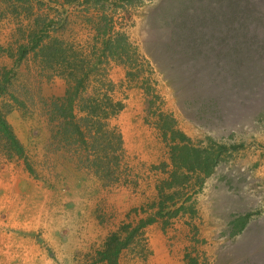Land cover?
<instances>
[{
    "label": "rangeland",
    "instance_id": "374dc122",
    "mask_svg": "<svg viewBox=\"0 0 264 264\" xmlns=\"http://www.w3.org/2000/svg\"><path fill=\"white\" fill-rule=\"evenodd\" d=\"M234 3L261 11L264 24V0H0V111H11L8 123L25 150L23 159L7 160L0 146V264H264V51L233 85L229 54L192 55L194 36L177 28L211 10L205 20L228 41L224 7ZM104 16L128 36L129 68L104 63L94 30ZM44 28L42 46L62 43L68 62L83 61L87 97L105 92L101 76L122 104L109 120L122 143L117 186L55 143L59 126L48 113L65 93L64 66L58 55L46 65L42 46L18 61ZM259 36L264 47V30ZM160 113L191 146L220 156L202 185L182 179L166 195L163 214L157 188L173 167ZM116 235L121 251L106 259Z\"/></svg>",
    "mask_w": 264,
    "mask_h": 264
},
{
    "label": "trees",
    "instance_id": "16d2710c",
    "mask_svg": "<svg viewBox=\"0 0 264 264\" xmlns=\"http://www.w3.org/2000/svg\"><path fill=\"white\" fill-rule=\"evenodd\" d=\"M227 12L230 15L229 22H231L229 24L230 36L228 41L227 38L220 37L213 31L214 22L205 20L206 15L211 14V10L201 11L196 17L199 21L180 22L177 28L185 33L189 30L192 33L191 35L194 36H190V38L192 37V42L190 38L188 40L187 47L192 50L190 54L193 55L198 49H211L213 51V49L218 48L221 49V52L229 54V68L231 70L229 79L232 78L231 83L235 85L242 78L240 69L244 68V66L250 67L251 64H255L252 61L254 56L264 51L262 39L260 40L261 37L259 36V32L264 30V24L261 25L259 17H263V14L261 11H257L255 7L242 8L235 3L229 10L225 11L224 7L225 16ZM102 19L105 22H98L94 30L100 37L104 63L109 64L114 61L115 63L125 64L129 68L127 66L128 61L125 62V58L129 57V52L125 51V49L130 48L127 34L117 30L115 22H106L107 18L105 16ZM46 28L41 31L37 38L34 36L28 47L22 49V54L18 59L19 62L26 57L28 54L27 50L31 49L33 51L42 46L43 37L48 36ZM251 40H255V43L258 40L260 45L252 46ZM47 43L45 44L46 46L43 45L41 47L42 57L48 61L45 60L44 62L46 65L47 63L52 64L50 58L56 59L54 55H58L57 59L61 61L58 64L64 66L62 74L66 77L64 80L67 85L64 95L61 98H55V101L50 104L48 113L50 123H56L59 126L57 132L59 136L54 137L55 143L60 149L61 146L66 147L67 153L71 154V156H77L78 160L82 161L81 166L86 171L92 172L106 186L110 184L117 186L121 182L122 143L119 134L109 128V120L122 111V104L113 101L110 97V92L114 91L113 87L110 86V82L106 81V78L104 79L101 76L100 82L103 79V84L101 85L105 92L100 97L101 91H99L94 96L97 99L93 98V95L87 97L86 85L90 81V73L85 71L83 61L68 62L67 55L64 54L66 51L61 47L62 43H59L55 50H53V42L49 43V45ZM42 52L47 53L43 55ZM46 55L48 57H44ZM73 57L76 60L77 56L74 55ZM73 57L71 56V58ZM218 57L219 60H223L221 56ZM188 59L196 65L194 62L195 58L188 55ZM204 60H207V58ZM240 83L242 82L240 81ZM147 94L151 97L153 96L149 89H147ZM82 96L87 97L86 100ZM156 99H158L157 96ZM153 103L152 100L145 102V108H147L149 113ZM10 112L8 110L4 114L0 111L1 151L7 160H21L25 155V150L8 123L7 116ZM173 124L174 121L171 116H165L160 113L157 127L162 134L163 140L172 143L169 146V161L173 170L169 172L167 179L161 180L158 184L157 191L160 198L158 214L164 213L166 202L172 199H165L168 197L166 195L170 194L169 192L175 189V186L182 179L185 182L195 180L196 184L202 185L203 179L208 178L215 168L218 167L219 163V154L208 151L207 148H194L189 144L190 142L185 135L173 127ZM110 246H112L111 249ZM122 246L121 237L118 235L109 239L103 251L106 259L109 257L110 250L117 257Z\"/></svg>",
    "mask_w": 264,
    "mask_h": 264
}]
</instances>
